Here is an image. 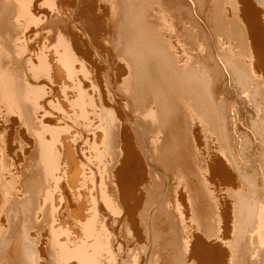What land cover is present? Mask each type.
Masks as SVG:
<instances>
[{
  "label": "bare ground",
  "instance_id": "6f19581e",
  "mask_svg": "<svg viewBox=\"0 0 264 264\" xmlns=\"http://www.w3.org/2000/svg\"><path fill=\"white\" fill-rule=\"evenodd\" d=\"M0 264H264V0H0Z\"/></svg>",
  "mask_w": 264,
  "mask_h": 264
},
{
  "label": "rangeland",
  "instance_id": "374dc122",
  "mask_svg": "<svg viewBox=\"0 0 264 264\" xmlns=\"http://www.w3.org/2000/svg\"><path fill=\"white\" fill-rule=\"evenodd\" d=\"M94 152H95V149H91V154H94ZM193 223H194L193 225H195V222Z\"/></svg>",
  "mask_w": 264,
  "mask_h": 264
}]
</instances>
